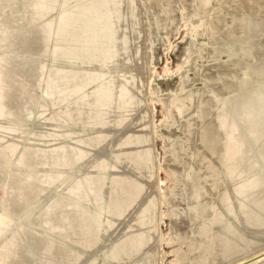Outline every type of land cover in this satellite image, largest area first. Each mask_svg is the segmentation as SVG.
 Here are the masks:
<instances>
[{
	"label": "rangeland",
	"instance_id": "obj_1",
	"mask_svg": "<svg viewBox=\"0 0 264 264\" xmlns=\"http://www.w3.org/2000/svg\"><path fill=\"white\" fill-rule=\"evenodd\" d=\"M0 264H264V0H0Z\"/></svg>",
	"mask_w": 264,
	"mask_h": 264
}]
</instances>
